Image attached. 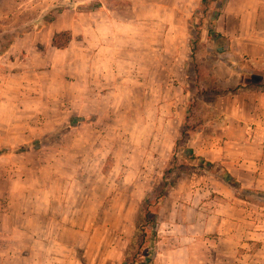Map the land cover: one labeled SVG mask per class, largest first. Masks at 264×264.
<instances>
[{
    "label": "rangeland",
    "instance_id": "374dc122",
    "mask_svg": "<svg viewBox=\"0 0 264 264\" xmlns=\"http://www.w3.org/2000/svg\"><path fill=\"white\" fill-rule=\"evenodd\" d=\"M227 3L0 0V150L32 145L0 155L2 231L36 228L48 214L55 264H123L140 203L154 185L168 176L175 183L170 193L182 179L197 173L200 181L206 174L181 167L182 157L171 160L201 135L203 149L207 133L220 137L224 119L216 112L223 95L208 89L236 87L213 76L216 63L229 59L221 49L227 40L217 34ZM243 3L237 0L234 11ZM65 31L68 47L54 46L55 35ZM246 76L241 85L264 83V74ZM75 117L84 120L59 131ZM221 172L213 168L204 180L223 183L246 202L236 206L247 211L248 222L221 219L218 226L215 218L210 225L214 211L230 200L217 190L210 210L200 209L187 229L192 238H182L184 227L169 202L160 211L153 264H241L242 251L262 246L250 238L264 231V198L245 193L242 199L218 178ZM17 236L12 243L0 240V249L32 241ZM232 249H239L237 257H228Z\"/></svg>",
    "mask_w": 264,
    "mask_h": 264
},
{
    "label": "crops",
    "instance_id": "0c3cea01",
    "mask_svg": "<svg viewBox=\"0 0 264 264\" xmlns=\"http://www.w3.org/2000/svg\"><path fill=\"white\" fill-rule=\"evenodd\" d=\"M236 1L228 0L226 11L217 23L218 36L227 40L221 49L228 54L229 59L225 61L221 58L216 63L213 76L228 87L247 81L246 75L250 70L264 71V0H244L237 12L233 9ZM214 42L218 43V40L214 39ZM218 105L216 113L224 119V124L218 130L220 137L211 136L212 132L207 133V145L203 149L201 138L204 135H201L193 145L196 154L223 164L245 187L264 191V92L244 88L238 94L219 98ZM195 175L198 176L197 173L193 174L190 181L182 179L176 190L170 191L164 204L165 206L169 202L175 203L176 218L181 223L178 225L184 227L185 235L182 238H192L187 229L193 228L191 222L198 219L200 209L208 210L210 196L217 190L230 200L225 202L227 206L223 210L214 211L216 214L210 217V225L215 218L218 220V226L222 225L219 222L221 219L224 223L234 220L235 225H240L241 221L248 222L247 211L236 206L246 205V202L238 199L223 183L217 180L205 181L204 179H211L207 174H201L200 181L195 180ZM6 211H10L9 205ZM48 217L47 214L45 220L39 219L40 223L35 222L36 228H32L33 223L29 226L20 224L14 226L10 232H4L0 226V240L8 242L10 239L12 243L18 239L19 233L26 236H21V239L30 237L32 240L29 245H15L12 248L7 244L8 246L0 249V264H55L51 239L54 233L49 235ZM28 219L27 217V222H31ZM24 228V232L20 231ZM10 233L15 235L14 241ZM7 234H10L11 238ZM251 234L253 244L256 241H262L263 244L254 251H242V258L239 260L241 264H264V231ZM185 248L188 250V247ZM238 250L232 249L228 257H237ZM59 261L61 262L60 259Z\"/></svg>",
    "mask_w": 264,
    "mask_h": 264
},
{
    "label": "trees",
    "instance_id": "16d2710c",
    "mask_svg": "<svg viewBox=\"0 0 264 264\" xmlns=\"http://www.w3.org/2000/svg\"><path fill=\"white\" fill-rule=\"evenodd\" d=\"M213 32V31H212ZM71 40V34L69 31L61 32L55 35L53 38V45L58 48H67ZM199 40L197 37L196 41H192V52H195V43ZM259 74H264V71H255ZM244 88H250L254 91H261L264 92V83H256L255 87H251V85H238L236 87H231L223 91H219L217 89L209 88L208 91H216V93L220 95H232L238 94ZM206 91V92H208ZM189 115L186 113L185 119H188ZM82 119L81 117H75L72 119L70 124L64 126L59 131L64 132L71 127L78 124ZM185 130L182 132V137L177 140V146L181 142V138L185 135ZM42 142L36 141V143ZM31 144H26L20 146L14 150H0V155L6 153H14V152H21L30 148ZM182 157L183 161L181 163L182 166H186L189 164L192 166L194 170H200L205 172L207 175L209 171L213 168L217 169V171L222 172L218 175V178L224 180L228 183L238 194L241 195L242 199H246L245 193H253L262 195L264 198V191L257 190V189H250L245 187L237 177H235L224 165L217 164L215 162L209 161L202 156L196 154L194 148L183 146L180 150V153H174L173 159L171 162L178 161V158ZM189 162H193L190 164ZM183 170V169H182ZM166 173L171 174L172 169L166 171ZM182 172L177 173L178 177L181 176ZM186 174H192L191 171L185 172ZM175 184V183H174ZM173 183H169V177L163 176V178L158 181L150 194H148L144 200L140 203L137 221H136V228L132 240L129 244V247L126 251L123 264H153L156 254H157V241L159 238L158 232V222H159V215L162 207L165 204L166 198L169 194V187L174 186ZM247 200V199H246Z\"/></svg>",
    "mask_w": 264,
    "mask_h": 264
}]
</instances>
